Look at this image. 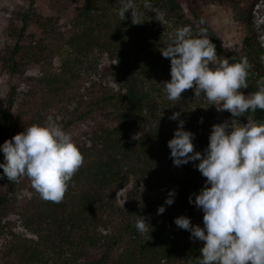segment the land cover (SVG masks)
Listing matches in <instances>:
<instances>
[{
  "label": "trees",
  "instance_id": "16d2710c",
  "mask_svg": "<svg viewBox=\"0 0 264 264\" xmlns=\"http://www.w3.org/2000/svg\"><path fill=\"white\" fill-rule=\"evenodd\" d=\"M28 1L29 8L17 13L22 24L10 21L0 47L8 85L0 94V145L51 115L70 134L77 125L85 127L72 136L84 159L59 203L42 199L31 182L28 195L18 199L25 177L0 179V237L10 211L32 235L9 231L5 252L12 264H196L203 242L190 239L174 219L185 216L203 227V213L189 197L194 201L206 178L194 166L198 161L174 166L167 142L178 121L169 117L181 113L184 130L195 134L194 150L203 154L212 125L245 118L264 122V111L232 117L192 89L169 101L159 84L171 78L170 60L161 51L177 28L189 25L193 34L203 29L221 58H247L248 87L242 91H257L264 48L251 30L256 0H151V10L135 0L143 21L138 25L130 12L120 21L122 0H81L64 23L41 17L35 0ZM212 3L248 27L237 49L224 47L211 31L202 8ZM29 24L34 31L28 32ZM30 67L38 73L28 74ZM128 183L131 189L120 203L117 194ZM173 190L174 203L166 205ZM160 206L165 211L158 215ZM137 216L150 226L144 234L134 227Z\"/></svg>",
  "mask_w": 264,
  "mask_h": 264
},
{
  "label": "clouds",
  "instance_id": "9594fccd",
  "mask_svg": "<svg viewBox=\"0 0 264 264\" xmlns=\"http://www.w3.org/2000/svg\"><path fill=\"white\" fill-rule=\"evenodd\" d=\"M143 7L151 10V0H144ZM126 12L131 13L133 24L143 22L135 0H122L120 21ZM161 55L170 60L171 78L159 84L169 101L180 100L182 92L192 89L195 97H205L232 117L264 111V78L257 82V91L245 94L242 89L248 87L251 67L247 58L239 62L221 58L203 29L193 34L189 25L177 28ZM180 114L169 117L178 121L167 142L170 158L176 167L198 161L194 166L206 178L194 201L189 197V203L203 213V227L192 225L185 216L174 219L176 226L190 233V239L203 242L196 264H264V122L241 124L234 119L212 125L202 154L194 150L195 134L184 130ZM0 152L4 159L0 179L6 176L18 182L27 177L42 199L55 203L62 201L84 159L72 135L51 115L45 123L24 127L5 140ZM174 195V190L168 192L166 205L174 203ZM164 211L160 206L157 214ZM134 227L141 234L150 228L140 216Z\"/></svg>",
  "mask_w": 264,
  "mask_h": 264
},
{
  "label": "rangeland",
  "instance_id": "374dc122",
  "mask_svg": "<svg viewBox=\"0 0 264 264\" xmlns=\"http://www.w3.org/2000/svg\"><path fill=\"white\" fill-rule=\"evenodd\" d=\"M80 3L81 0H35L33 9L43 18H52L60 23H64L71 18L72 8ZM29 5L28 0H0V47L8 40L7 31L10 21L17 25L22 24L20 19H17V13L26 11ZM202 11L211 31L220 39L221 44L229 49H237L246 35L248 27L236 20L234 13L221 5L215 3L208 4L202 8ZM27 30L28 32L34 31L33 25L29 24ZM251 30L259 35V39L264 48V0H256L255 2ZM102 62L106 63L105 58H102ZM27 73L36 75L38 69L36 67H30ZM7 89L6 76L0 66V94L5 95ZM247 120L252 119L245 118L241 124L246 123ZM105 122L108 125L112 124L110 121ZM84 128L81 125L75 126L71 135L80 136L79 133ZM141 184L145 193H147L146 183L142 181ZM29 185L30 180L27 177L22 178L18 187V199L28 195ZM131 186V183H128L118 192L117 195L120 203L123 202L126 192L131 189ZM2 223L5 224L6 232L0 237V264H12L13 257L8 252H5L6 243L8 244V241L12 239L9 231L26 237H31L32 235L22 226L18 214L12 211L8 212L7 216L2 219Z\"/></svg>",
  "mask_w": 264,
  "mask_h": 264
}]
</instances>
